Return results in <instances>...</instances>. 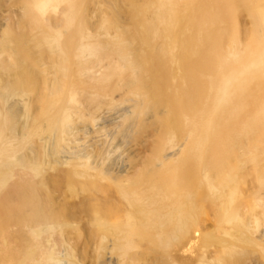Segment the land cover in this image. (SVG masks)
Instances as JSON below:
<instances>
[{
	"label": "bare ground",
	"instance_id": "1",
	"mask_svg": "<svg viewBox=\"0 0 264 264\" xmlns=\"http://www.w3.org/2000/svg\"><path fill=\"white\" fill-rule=\"evenodd\" d=\"M0 264H264V0H0Z\"/></svg>",
	"mask_w": 264,
	"mask_h": 264
}]
</instances>
